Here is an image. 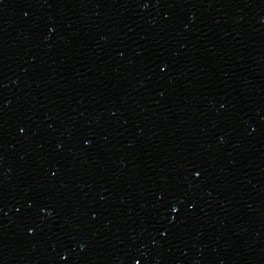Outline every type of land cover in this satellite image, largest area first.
Segmentation results:
<instances>
[{
	"label": "snow or ice",
	"instance_id": "6c2138e0",
	"mask_svg": "<svg viewBox=\"0 0 264 264\" xmlns=\"http://www.w3.org/2000/svg\"><path fill=\"white\" fill-rule=\"evenodd\" d=\"M196 175L198 176L199 173L197 172ZM172 211L175 212V211H177V209H176L175 207H173V208H172ZM29 231H31V229H29ZM61 259H64V257H61Z\"/></svg>",
	"mask_w": 264,
	"mask_h": 264
}]
</instances>
